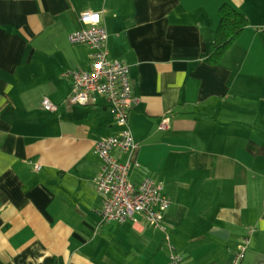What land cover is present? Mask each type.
Segmentation results:
<instances>
[{
	"label": "crops",
	"instance_id": "obj_1",
	"mask_svg": "<svg viewBox=\"0 0 264 264\" xmlns=\"http://www.w3.org/2000/svg\"><path fill=\"white\" fill-rule=\"evenodd\" d=\"M229 3L248 24L219 63L209 43ZM101 11L130 64L136 146L114 155L164 184V229L101 220L96 141L119 132L104 94L70 101L78 13ZM49 97L55 110L42 106ZM165 117L169 123L159 128ZM38 165V166H36ZM264 0H0V264H264Z\"/></svg>",
	"mask_w": 264,
	"mask_h": 264
},
{
	"label": "built area",
	"instance_id": "obj_2",
	"mask_svg": "<svg viewBox=\"0 0 264 264\" xmlns=\"http://www.w3.org/2000/svg\"><path fill=\"white\" fill-rule=\"evenodd\" d=\"M98 14V19H91ZM80 26L69 33L71 42H84L90 47L89 68H73L66 71L72 77L70 101L88 103L94 101L99 94H104L114 112V120L120 126L119 132L99 138L94 150L101 159L100 170L94 177L97 191L105 195L102 204L94 211L101 220H117L133 222L139 215L156 229H164L163 217L171 203V196L165 191L164 184L150 175H145L135 185L130 179V171L138 162L128 157L120 161L113 153L115 148L131 151L135 140L129 127V110L133 97L130 86V64L127 60L112 58L108 49V32L102 22L101 11L84 9L79 11ZM42 106L55 110L57 104L49 97L42 98ZM169 123L165 117L159 128L164 129ZM38 166V165H36ZM248 238L242 242L231 264H240L245 255ZM169 264H186L183 252L171 247Z\"/></svg>",
	"mask_w": 264,
	"mask_h": 264
},
{
	"label": "trees",
	"instance_id": "obj_3",
	"mask_svg": "<svg viewBox=\"0 0 264 264\" xmlns=\"http://www.w3.org/2000/svg\"><path fill=\"white\" fill-rule=\"evenodd\" d=\"M220 21L209 43L207 60L219 63L226 49L239 37L248 24L247 16L229 3L219 8Z\"/></svg>",
	"mask_w": 264,
	"mask_h": 264
},
{
	"label": "clouds",
	"instance_id": "obj_4",
	"mask_svg": "<svg viewBox=\"0 0 264 264\" xmlns=\"http://www.w3.org/2000/svg\"><path fill=\"white\" fill-rule=\"evenodd\" d=\"M93 17H96L98 19V14L96 16H93ZM93 17L91 19H93ZM97 19H93V20H97ZM262 224H264V221H262ZM262 230H264V228H262Z\"/></svg>",
	"mask_w": 264,
	"mask_h": 264
},
{
	"label": "snow or ice",
	"instance_id": "obj_5",
	"mask_svg": "<svg viewBox=\"0 0 264 264\" xmlns=\"http://www.w3.org/2000/svg\"><path fill=\"white\" fill-rule=\"evenodd\" d=\"M93 19H97L96 17H93Z\"/></svg>",
	"mask_w": 264,
	"mask_h": 264
}]
</instances>
